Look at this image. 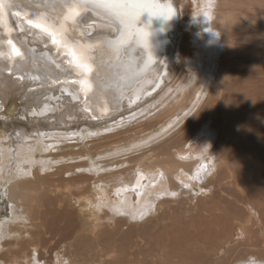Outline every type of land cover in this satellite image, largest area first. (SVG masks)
Returning a JSON list of instances; mask_svg holds the SVG:
<instances>
[{"label":"bare ground","instance_id":"bare-ground-1","mask_svg":"<svg viewBox=\"0 0 264 264\" xmlns=\"http://www.w3.org/2000/svg\"><path fill=\"white\" fill-rule=\"evenodd\" d=\"M169 1L176 20L167 53L121 91L118 86L130 85L141 64L128 59L116 65L118 56H112L115 51L103 37L97 45L87 36L71 43L79 62L92 67L86 94L66 71L69 54L55 56L46 32L18 15L7 23L14 32L8 41L25 39L12 41L26 59H13L11 46L0 39V197L12 207V216L0 225V264H264V255L254 252L264 250L258 245L264 238L250 215L247 225L226 239L247 242L246 257L235 252L238 245L224 253L226 241L219 244L224 226L212 239L217 224L201 236L200 220L182 225L192 209L178 217V202L183 204L184 197L205 201L209 183L222 185L232 177L238 164L231 165L232 152L264 136V88L261 97L254 95V85L246 86L255 91L248 93V103V91L240 85L247 75L250 84L252 74L260 71L256 63L263 64L253 57L264 53V0ZM146 22L141 27L153 30ZM85 31L97 36L114 30L103 22ZM244 56L252 74L245 71ZM112 96L120 99L118 112ZM104 101V107L93 106ZM107 112L114 114H98ZM233 177L242 187L243 177ZM72 200L78 206H69L70 211L67 202ZM55 210L64 218L52 216ZM70 215H77V222ZM153 221L176 225L177 251L170 250L175 256L167 254L170 243L156 252L155 260L149 256L153 248L142 256L140 240L155 239ZM179 257L182 261H173Z\"/></svg>","mask_w":264,"mask_h":264},{"label":"rangeland","instance_id":"rangeland-1","mask_svg":"<svg viewBox=\"0 0 264 264\" xmlns=\"http://www.w3.org/2000/svg\"><path fill=\"white\" fill-rule=\"evenodd\" d=\"M256 39H257V41H259L260 37L256 38ZM261 47H264V46L261 45ZM263 54L264 53H262L261 55L263 56ZM261 55H260V58H262ZM245 58H247V57L244 56V60L247 61L246 62V69H245V71L247 73L248 70H249V69H247V67L250 65V63H249L250 60L249 59H245ZM253 58H254V60L256 59L255 61H257V62H259V61L261 62L262 61L263 64H264V58H262V59L255 58V56ZM256 64H257L258 70H260L259 72H261L262 68L264 70V65L263 64L262 65H261V63L260 64L256 63ZM259 72H257V73L259 74ZM247 74H252V73L248 72ZM258 74H257V76H256V74L255 75L252 74L251 79L252 80L254 79V80H253V82H252V80H250L249 81L250 84L248 83V80L250 79V77H249V75H247L248 79H245L240 85H241L242 89L245 88V90H247L248 85H249V87L254 85L255 88H256L255 89L256 92L252 90L253 92H255V94L254 93L253 94L256 95V96H257V94L259 96H261V90L264 88V87L261 88V85L264 86V83H263L264 76L261 75L262 72L259 75ZM258 80H261L262 82L258 81ZM258 82H260V83H258ZM243 84H244V86H242ZM246 86H247V88H246ZM242 89H240L241 92H242ZM247 91H248L247 93L245 92L247 94V97L245 96L246 97L245 101L250 103V100L252 98V95H251L252 91L251 90H247ZM263 91H264V89L262 90V93H263L262 95L264 96V92ZM250 92H251V94H248ZM263 96H261V97H263ZM261 97H259V98H261ZM222 106H225V104H222ZM251 123H253V125H250V128L248 127V131H250V134L253 133L252 128L255 129L254 122L252 121ZM254 137L252 139H249L248 143H246V141H245L243 147L240 146L243 149L239 150L240 152L238 154H236L235 150L232 152V154L230 155L231 162H232L231 165H233V162L238 163L237 166L233 165L234 166V170H232V177L228 178V182H226L227 180L222 181V185H219L217 183L215 185H213L212 183L211 184L209 183V187H208L209 189L207 190L208 197H207V199L205 201L203 199L204 204H202L203 201L201 202V199L192 198V197H189V198L188 197H184V199L185 198L186 199L183 201L184 202L183 204H179V202H178V207L181 206L178 209V212H179L178 213V217L179 216L182 217V214L184 213L185 210H191L192 209L194 211V212L192 211V212L189 213L190 219H189V217L188 218L183 217L184 219L182 221V225L186 226V224L192 222V220H195V222H200L201 221L200 223H198L199 225L198 224L197 225L199 227V226H201L203 224L201 226V229H202L201 236H202V235H204L203 231L206 228H208V226L210 224L211 225L212 224H217V226L216 225L213 226V227H215V229H213V227H212L213 231L211 230V232L209 234V237H211L212 239L216 238V237H219V236H215L214 234H215V231L218 230V228L220 229L219 226L222 225V227L223 226L225 227V228L224 227L222 228L223 232L221 234L222 236H221L220 241H219V244H222V243H224L226 241V239L229 236L231 238V236H232L231 234H236V231L241 228L240 227L241 225H244L245 223L246 224L244 226L247 225L246 220L249 219L248 216L250 215L251 222L257 223L258 227L260 228L258 230V231H260V236L262 238H264V200H263L264 199V136H263L262 139L260 138L257 141L255 140L256 137L255 138ZM238 155H239V157H237ZM223 156L226 157L227 153H224ZM222 171H224V170H222ZM222 171H220V172L222 173V176H224L225 172H222ZM234 174H240V177L241 178L243 177V180H244L243 182L244 183H243L242 187L237 185V182H236L235 178L233 177ZM224 182H226L227 184L224 183ZM231 182H233L234 184L231 183ZM4 184L5 183H3V185L1 186L2 188H3ZM244 186H246V187H244ZM229 187H230V189H229ZM240 188H242L243 192H246V190H247L249 195H247V194L243 195L241 193ZM229 191H231V192H229ZM250 192H251V194H250ZM255 195H256V198H255ZM187 198H188L189 201L191 200L192 202L190 201V203H189ZM196 200H199V201L197 202ZM174 202L177 203V201H174ZM67 203H68L67 208L70 211H71L70 208L73 209L74 207L78 206L77 203L74 202V200L69 201ZM188 204H190V205L188 206ZM225 205L227 207H225ZM69 206H70V208H69ZM172 206L176 207V204H172ZM196 206L199 208V210L196 208ZM207 208L208 209L212 208V211L214 212V215H212L213 212L209 213V211H207ZM198 212H200V213L204 212L205 214L207 213L208 217L206 219L203 218L204 219L203 220L201 218V216H200V213H198ZM51 214H52V216H55V215L59 216L60 219H63L64 216H65L63 213H61L58 210L53 211ZM220 214H222V215L220 216ZM215 215H216V217H215ZM11 216H12V207L10 206V202L7 200V198L4 199V198L0 197V225H3V223L6 220H8ZM212 216H214V218ZM70 217H71V220H73L74 222H77V218H78L77 215H73V216L70 215ZM209 217H210V221H209ZM197 219H198V221H197ZM211 219L214 222L216 221V223H214ZM207 221H208V223H207ZM220 221H221V223H220ZM160 222H159L160 224L158 223V221H153L152 222V224H154V223L157 224V225L156 224L153 225L155 227V229H153V231L155 233V236H154L155 239H151V241L153 240L152 243H151V241H149V238H147V237H146V239L144 238L143 240H140V245L143 246V253L141 251L142 256L145 255V254H146V256L150 254L149 256L152 257L153 260L156 259V256H155L156 252L161 254L160 251H161V248L164 247V244L167 245L168 243H170V245H171V247L170 248L168 247V249L166 247L167 254H172L173 256H175V254L171 253L172 251H170V250H173V252L177 251V248H173V246L177 247L176 244H178V238H176L174 233H173L175 231V229H176V228H174V227H176V225L174 224L173 225L174 227H173L171 224H169V227H165L166 224H164V221H160ZM249 223H250V221H249ZM152 224L150 223L149 227H153V226H151ZM170 225H171V227H170ZM149 227H147V228H149ZM160 227H162V228H160ZM198 227H197V230H198ZM124 228H127V226H125ZM143 229H145V228H143ZM143 229H142V231H143ZM0 232H1V230H0ZM133 232H134V230L131 229L129 231V234L132 235ZM156 236H158V237L156 238ZM168 237H171L172 240L170 238H168ZM237 237L240 238V235H238ZM165 238H168L171 241L167 242V240H166L165 243H164ZM230 238L224 243V249H225L224 253L228 254L229 253L228 250H229V248L231 249V246L234 248V245H238V246H235V249L237 248V250L235 252L236 253H240V255L243 256V257H246L245 255L247 254L246 251L248 249V248H246V247H248L247 242H239V243L236 242L237 243L236 244L234 242L237 241V240L232 239L231 242H230ZM127 242L128 241H126V242L124 241L123 243L126 245V244H128ZM158 242L160 244H157ZM155 243H156V245H155ZM258 243H259L258 245H260V243H261V246H259V247L264 249V243H262L261 241L258 242ZM157 245L159 246V248H156ZM262 245H263V247H262ZM152 248H153V250H151ZM149 249L152 251L151 253H149V251H150ZM260 250L259 251L255 250L254 252H256V253H258L260 255H264V253L263 252L261 253ZM261 251H264V250H261ZM218 253L219 254H217L216 256L220 259L222 255H221L220 252H218ZM166 257H167V255L165 254V259L167 260ZM180 257H182V256H180ZM180 257L173 259V261H175V262L176 261H178V262L182 261V259ZM205 257H207V256L206 255H202L199 258L200 259H204ZM209 258L210 257H208L207 259L210 261ZM171 262H168L167 264H173Z\"/></svg>","mask_w":264,"mask_h":264},{"label":"water","instance_id":"water-1","mask_svg":"<svg viewBox=\"0 0 264 264\" xmlns=\"http://www.w3.org/2000/svg\"><path fill=\"white\" fill-rule=\"evenodd\" d=\"M71 1L72 0H0V39L8 42V36L11 37L13 35L14 32L12 31V33L11 30L7 28V23L9 21L12 22L11 18L13 15H18L19 17L24 18L27 24L29 20L42 22L46 28H49L51 29V31H54L56 33V39L60 41L58 45H55V56L61 58L63 54H69V59L65 66L66 71L72 77L73 82L75 81L76 83H79V81L82 80L81 78H83V80L90 79V74L88 73L87 75L82 76L80 74L81 69L75 67V61L78 60V58L76 52H73V48H71V43L74 44L75 42V44L77 45L79 38H84L85 36H87L89 37L88 40H90L93 45H97L98 41L100 42V39H102V37L105 41L115 39L117 31L116 25L107 17L91 10L82 9L80 6V10H78V14L75 15L74 21L65 20V17L68 14L67 8L68 6L73 4ZM150 2H153V0H137L135 4ZM156 2L167 6L164 9L165 13H167L168 8H171V17L167 19L159 16L152 17L151 21L148 23L144 20L148 18V14H144L138 21V25L143 26L146 22L147 25H150V27L153 28V30L148 29V31L150 32V48L146 49L142 44L134 42L130 47H127V50L121 49L119 52L115 51V55L112 56H118V59H116L118 63H116V65L121 64V62L128 59H132L136 64H141L140 67L134 68L135 73L140 72L138 77L134 78L130 85H128L125 81L121 82L116 90L121 91L134 85L141 77V74L143 72L151 69L152 65L158 57H164L167 53L170 35L173 30L172 25L174 23V20H176V10L172 6V4H169V0H156ZM38 3L41 6L40 9L35 8V4ZM8 5H13V7L9 8ZM103 22L108 24V26H110V28H112L114 31L109 34L104 32L102 33V35L97 36H92L94 31H91V33H86L85 28H89L92 25H101V23ZM61 25H63V27H61ZM29 26L32 27V25ZM59 26L60 28H58ZM41 30L44 31L43 29ZM46 33L50 36L52 42L51 34L49 32ZM12 40L20 42L24 41L25 39H20L15 36V38ZM149 51L151 52V60H149L148 58ZM72 53H75V58L72 56ZM112 56H110L111 59L113 58ZM69 60H73L74 62L70 64ZM99 73L100 72L98 71L97 74ZM80 89L83 93H85L83 91L82 84H80ZM111 99L112 108L117 112L120 111V99L114 96H112ZM105 103L106 101H104L102 105L94 104L93 106H96V109H98L99 106L104 107ZM109 113L114 114L112 112L98 114L100 115V117H105Z\"/></svg>","mask_w":264,"mask_h":264},{"label":"snow or ice","instance_id":"snow-or-ice-1","mask_svg":"<svg viewBox=\"0 0 264 264\" xmlns=\"http://www.w3.org/2000/svg\"><path fill=\"white\" fill-rule=\"evenodd\" d=\"M76 3H79L82 9L91 10L107 17L116 25V38L105 41V44L116 52H119L121 49L127 50V47H130L134 42L142 44L146 49L150 48V32L147 26L141 27L138 25V21L144 14H148L149 20L157 16L165 19L171 17V8H168L167 13H165L164 9L167 6L156 2V0L150 3L138 4H129L127 0H76ZM76 3L68 6V14L65 20H75ZM8 7L11 8L13 5H8ZM28 24L33 25L37 29H43L45 32H49L52 36V43L54 45L60 43V41L56 39V33L46 28L42 22L29 20ZM61 27H63V25H61ZM8 44L11 46L12 52L10 55H12L13 59H26L24 53L12 40H9ZM72 56L75 58V53H72ZM148 58L151 60L150 51L148 53ZM73 62V60H69L70 64ZM75 67L81 69L80 74L82 76L92 72V67L89 64L80 63L78 60L75 61ZM79 83L83 85V91L87 94L91 89V85L88 83L87 79L81 80ZM73 98L79 100L78 96ZM85 103H87V100H85Z\"/></svg>","mask_w":264,"mask_h":264}]
</instances>
